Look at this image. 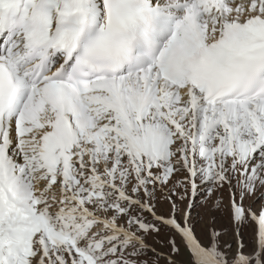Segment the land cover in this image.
Wrapping results in <instances>:
<instances>
[{
    "label": "snow or ice",
    "instance_id": "snow-or-ice-1",
    "mask_svg": "<svg viewBox=\"0 0 264 264\" xmlns=\"http://www.w3.org/2000/svg\"><path fill=\"white\" fill-rule=\"evenodd\" d=\"M0 264H264V0H0Z\"/></svg>",
    "mask_w": 264,
    "mask_h": 264
}]
</instances>
